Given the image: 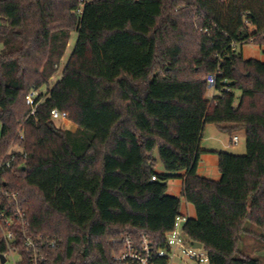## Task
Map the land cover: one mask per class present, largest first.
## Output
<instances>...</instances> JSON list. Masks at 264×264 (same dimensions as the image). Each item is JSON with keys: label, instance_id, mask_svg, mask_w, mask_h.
I'll return each mask as SVG.
<instances>
[{"label": "trees", "instance_id": "trees-1", "mask_svg": "<svg viewBox=\"0 0 264 264\" xmlns=\"http://www.w3.org/2000/svg\"><path fill=\"white\" fill-rule=\"evenodd\" d=\"M80 8V0H0V158L15 155L17 167L3 186L26 211L12 246L18 264H29L25 234L58 240L42 247L45 264H121L113 255L126 235L165 247L182 216V198L167 193L171 178L182 179L196 210L184 233L211 264H262L240 244L247 222L264 231V61L233 43L264 47V0ZM74 32L61 78L29 116L27 95L48 86ZM54 108L77 129L58 128ZM209 124L246 131L245 154L217 152L219 181L198 173ZM156 153L170 174L156 170ZM8 252L0 227V262Z\"/></svg>", "mask_w": 264, "mask_h": 264}, {"label": "built area", "instance_id": "built-area-1", "mask_svg": "<svg viewBox=\"0 0 264 264\" xmlns=\"http://www.w3.org/2000/svg\"><path fill=\"white\" fill-rule=\"evenodd\" d=\"M86 1L80 0L81 8L78 10L79 14L83 12ZM233 47L237 49L239 45L233 43ZM206 82L210 90H216L217 74L208 75ZM227 90L229 91L230 88H227ZM39 95V90H32L26 97V104L31 108L29 116L36 113V109L40 103L36 101V98ZM51 116L54 122H58V128L65 129L67 127L64 123V121H69L67 112L54 108L51 110ZM60 122H63V124ZM232 143H239L238 135L233 136ZM15 163V155L0 158V227L9 248V252L4 255L6 262L7 256L14 254L12 246H14V241L16 240V226L24 228L26 225V211L21 199L17 193L3 186L6 183L4 176L10 172H14L17 168ZM152 180H157L156 176H153ZM186 221L187 218L184 216L177 218L174 229L167 234L166 246L158 250L154 249L148 236L145 234L141 235V242L134 241L128 235L123 236L124 249L119 254H114L113 259L121 264H172L175 259H179L185 264H211L207 251L203 247H193L191 241L185 235L183 227ZM22 242L29 257V264H45L47 258L42 253V247H53L58 244V240L56 239H35L27 234L24 235ZM0 264L2 263L0 262Z\"/></svg>", "mask_w": 264, "mask_h": 264}, {"label": "rangeland", "instance_id": "rangeland-1", "mask_svg": "<svg viewBox=\"0 0 264 264\" xmlns=\"http://www.w3.org/2000/svg\"><path fill=\"white\" fill-rule=\"evenodd\" d=\"M77 41V34L76 32L73 33L68 48L66 50V53L61 61V64L59 66L58 71L53 75V77L51 78L48 86L43 87L42 89H40V93L42 94H47L48 90L50 88H53L54 85L59 81L62 71L64 69V66L66 65V63L68 62L75 44ZM2 49V44L0 43V50ZM238 52H242L243 56L246 59H250V58H255V59H259L264 61V47H260L257 44L254 43H246L244 44L242 47L239 46L238 47ZM213 89L210 90L209 92V96L212 97V93H213ZM63 124V122H60ZM65 125L68 124V121H64ZM56 126L58 125V122H55ZM1 126V123H0ZM211 127H208L205 131V137L208 136H212V133H214L216 130H220L218 129L215 125H210ZM66 129V128H65ZM241 129H236L235 131H226L225 134H223L224 138H229V136H232L234 133L241 135L242 136V141L246 140V136L243 134V131H240ZM155 158L157 159V166H156V170L160 173L163 174H170L169 172H167L163 165L162 162L159 158L158 153L155 154ZM208 163L210 162V159ZM204 163L206 161H203ZM181 190H182V179L181 178H171L168 180V191L167 193L175 195V196H179L182 198V205H181V212L183 213L185 218H188V210H187V204L188 202H186V200L184 199V197H182L181 194ZM189 208H193L192 205L189 204ZM191 213V212H190ZM182 224H184L182 222ZM247 232H245L243 234V239L241 241L240 244V250L243 251L244 253L253 256V257H257L259 259L262 260V264H264V243L258 239L257 235L264 233V231H262L261 229H259L256 225L247 222L246 226H245ZM20 259V256L18 254H10L7 256V262L5 264H18V260ZM172 264H185L183 263V261L179 260V259H175L173 261Z\"/></svg>", "mask_w": 264, "mask_h": 264}, {"label": "crops", "instance_id": "crops-1", "mask_svg": "<svg viewBox=\"0 0 264 264\" xmlns=\"http://www.w3.org/2000/svg\"><path fill=\"white\" fill-rule=\"evenodd\" d=\"M65 67V66H64ZM63 72V71H62ZM62 75V74H61ZM61 78V77H60ZM210 92V89H209ZM208 92V97L211 99L212 97L209 96ZM217 93L216 90L213 91L212 95H215ZM209 124L205 127L204 133H203V138L201 141V148L205 150V152L201 155L199 165H198V173L199 175L207 178H211L213 180L219 181L221 179V173L218 169V156L217 152L219 151H224L232 154H245L246 153V140L242 141V136L234 133L232 136H229V138H224L223 134H225L226 131H229L228 129H225L224 126H218L215 125L218 129L214 133H212V136L205 137V131L208 127H211ZM66 129H70L72 131H75L77 129V125L73 123L72 121H68V124L66 125ZM1 127L0 126V132H1ZM240 131H243V134L246 136V131L245 129H241ZM238 135L239 136V143L234 144L232 143L233 136ZM210 159V162L208 163ZM203 161H206L205 163ZM182 187H183V181H182ZM182 194V190H181ZM187 202V201H186ZM189 204H187V210H188V218H195L196 217V210L192 204L193 208H189ZM191 212V213H190ZM181 215L183 213L181 212Z\"/></svg>", "mask_w": 264, "mask_h": 264}, {"label": "water", "instance_id": "water-1", "mask_svg": "<svg viewBox=\"0 0 264 264\" xmlns=\"http://www.w3.org/2000/svg\"><path fill=\"white\" fill-rule=\"evenodd\" d=\"M191 245H192L193 247H195V248H201V247H203L202 243H200V242H196V241H191ZM5 262H6V257L3 255V256L1 257V263H2V264H5Z\"/></svg>", "mask_w": 264, "mask_h": 264}]
</instances>
